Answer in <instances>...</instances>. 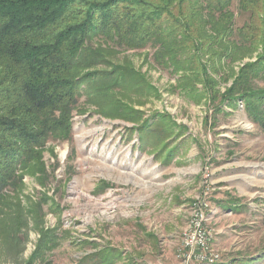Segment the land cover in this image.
<instances>
[{
  "label": "rangeland",
  "instance_id": "1",
  "mask_svg": "<svg viewBox=\"0 0 264 264\" xmlns=\"http://www.w3.org/2000/svg\"><path fill=\"white\" fill-rule=\"evenodd\" d=\"M232 10L235 28L248 22L238 0ZM217 49L200 53L194 73L157 63L150 47L123 50L110 58L128 70L121 86L83 84L69 137L18 171L12 213L0 215V264H179L205 203L214 264H264V133L242 98L219 96L231 69L264 47L232 65L214 59L219 74L209 61Z\"/></svg>",
  "mask_w": 264,
  "mask_h": 264
},
{
  "label": "trees",
  "instance_id": "2",
  "mask_svg": "<svg viewBox=\"0 0 264 264\" xmlns=\"http://www.w3.org/2000/svg\"><path fill=\"white\" fill-rule=\"evenodd\" d=\"M234 1L0 0L2 219L12 213L10 193L23 178L18 171L33 169L43 146L69 137L82 85L99 81L96 91L121 86L128 70H116L110 58L150 47L157 63L194 73L205 67L202 54L214 48L220 53L209 60L213 68L216 58L232 65L264 47V0H238L249 18L237 28ZM231 76L234 82L220 98H242L264 133V54L237 74L231 69ZM14 214L18 222L19 207Z\"/></svg>",
  "mask_w": 264,
  "mask_h": 264
},
{
  "label": "built area",
  "instance_id": "3",
  "mask_svg": "<svg viewBox=\"0 0 264 264\" xmlns=\"http://www.w3.org/2000/svg\"><path fill=\"white\" fill-rule=\"evenodd\" d=\"M209 204L193 210L189 229L185 232L179 248L180 264H214L219 254L213 247L215 230L209 227L210 217L205 212Z\"/></svg>",
  "mask_w": 264,
  "mask_h": 264
},
{
  "label": "crops",
  "instance_id": "4",
  "mask_svg": "<svg viewBox=\"0 0 264 264\" xmlns=\"http://www.w3.org/2000/svg\"><path fill=\"white\" fill-rule=\"evenodd\" d=\"M179 264H180V262H179Z\"/></svg>",
  "mask_w": 264,
  "mask_h": 264
}]
</instances>
